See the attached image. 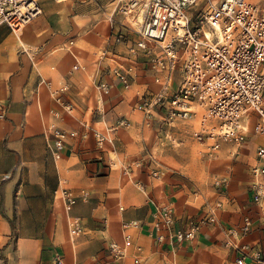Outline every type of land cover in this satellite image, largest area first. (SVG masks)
<instances>
[{
	"label": "crops",
	"instance_id": "obj_1",
	"mask_svg": "<svg viewBox=\"0 0 264 264\" xmlns=\"http://www.w3.org/2000/svg\"><path fill=\"white\" fill-rule=\"evenodd\" d=\"M122 1L39 0L40 13L18 34L0 25V102L6 107L0 119V264H55L56 255L62 264H134L136 256L142 264H235L233 252L224 246V231L240 226L244 216H251L254 226L242 241L264 252V218L250 199V170L257 148L264 145V137L250 132L255 115L246 124L242 146L223 143L210 158L196 143L205 161L198 170L187 165L177 147L196 130L197 119L167 127L157 116L146 127L134 107L142 94L160 89L143 68L146 58L138 59L129 89L110 72L112 59L120 66L135 62L128 48L139 29L118 12ZM249 1L264 9V0ZM120 34L125 41L117 44ZM102 51L107 55L100 60ZM75 65L78 69L72 70ZM101 82L108 85L107 94L97 89ZM64 83L69 89L61 98L70 112L52 95ZM122 120L129 126H119ZM51 125L77 132L68 137L58 160L44 138ZM106 129H114L113 145L99 150L93 132ZM151 155L160 169L158 178L151 176ZM137 161L142 166L136 167ZM216 177H227V187L215 188ZM63 189L74 195L87 192L88 199L66 212ZM149 200L172 205L174 231L186 229L217 202L222 208L215 210L217 223L172 251L154 240ZM69 216L80 219L83 228L74 240ZM128 222L139 227L125 232L122 225ZM111 243L124 247L126 256L113 260Z\"/></svg>",
	"mask_w": 264,
	"mask_h": 264
},
{
	"label": "built area",
	"instance_id": "obj_2",
	"mask_svg": "<svg viewBox=\"0 0 264 264\" xmlns=\"http://www.w3.org/2000/svg\"><path fill=\"white\" fill-rule=\"evenodd\" d=\"M201 1L204 5L200 8ZM118 12L131 28L139 30L135 44L128 48V54L135 62L120 66L112 59V76L124 89H129L140 68L138 59L143 56L146 58L143 68L152 73L153 82L160 86L158 92L142 94L134 107L135 112L143 115L146 127H150L157 116L167 127L197 119L198 126L192 137L205 147L210 158L223 143L235 146L245 143L249 130L246 124L251 115L256 117L251 134L264 137V9L249 0H123ZM39 13V0H0V25H6L14 34ZM114 41L120 44L125 37L117 35ZM106 55V51L100 52L99 59L103 60ZM77 69V65L72 68ZM46 85L51 87L50 83ZM68 89L67 84H61L52 95L70 112L72 108L61 98ZM97 89L102 94L109 92L108 85L102 82L97 84ZM5 115L6 107L0 102V119ZM119 126L128 127L129 123L122 120ZM113 130L93 132L99 150L107 144L113 145ZM69 136H77V132L68 134L53 125L44 134L56 160ZM149 159L154 165L151 176L158 178L160 169L156 158L151 155ZM134 165L140 167L142 161ZM250 172V199L264 218V145L257 148L256 162ZM227 185V177L213 180V186L218 190ZM138 186L144 190L142 185ZM61 195L66 212L79 201L88 199L87 192L74 195L63 189ZM149 203L154 207V240L158 245L168 244L172 251L192 241L203 227L217 223L215 210L222 208L217 202L208 214L200 215L186 229L174 231L172 205L153 200ZM68 226L72 240L83 234L80 219L69 216ZM253 226L252 217L244 216L240 226L224 231V246L233 252L235 264H264V252L258 245L242 241L252 232ZM138 227L137 222L122 225L125 232ZM124 242L125 245L131 242L128 233ZM136 250L140 252L141 248ZM108 251L113 260L126 256L125 248L116 243H111ZM55 264H62L58 255ZM134 264H142L139 256L134 258Z\"/></svg>",
	"mask_w": 264,
	"mask_h": 264
},
{
	"label": "rangeland",
	"instance_id": "obj_3",
	"mask_svg": "<svg viewBox=\"0 0 264 264\" xmlns=\"http://www.w3.org/2000/svg\"><path fill=\"white\" fill-rule=\"evenodd\" d=\"M201 2L203 3L202 5H204V1H201ZM178 77L179 76H177V79ZM181 128L184 129V131L185 130L188 131V127L186 125L184 126L182 125ZM192 134L189 135L186 133V136L180 139L181 145L177 148L183 149L181 151L183 161L186 162L187 165H192V167L193 165H195L198 170L199 165L202 164V161H205V158H203L202 153L198 150V146L196 145L197 142L193 139ZM200 172H202L201 169H200Z\"/></svg>",
	"mask_w": 264,
	"mask_h": 264
}]
</instances>
